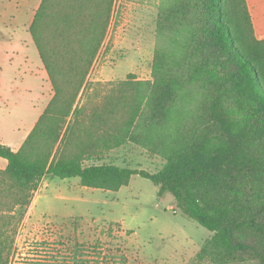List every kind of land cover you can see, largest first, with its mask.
Masks as SVG:
<instances>
[{
	"label": "trees",
	"instance_id": "obj_1",
	"mask_svg": "<svg viewBox=\"0 0 264 264\" xmlns=\"http://www.w3.org/2000/svg\"><path fill=\"white\" fill-rule=\"evenodd\" d=\"M113 4L42 0L34 15L53 95L17 151L0 142V264L43 178L117 192L133 175L212 233L192 264H264V39L247 1L159 0L151 80L89 82ZM128 143L161 168L105 162Z\"/></svg>",
	"mask_w": 264,
	"mask_h": 264
},
{
	"label": "rangeland",
	"instance_id": "obj_2",
	"mask_svg": "<svg viewBox=\"0 0 264 264\" xmlns=\"http://www.w3.org/2000/svg\"><path fill=\"white\" fill-rule=\"evenodd\" d=\"M246 1L259 29L264 22V0ZM158 4L159 0H114L107 36L89 82L115 83L129 74L136 80H151ZM12 37L29 44L0 74V139L15 151L53 92L29 33L21 27ZM21 53L28 59H22ZM105 162L149 173L163 164L130 143L111 151ZM10 233L8 264H72L74 260L192 264L212 236L183 215L170 194L158 196L157 187L138 175L117 192L81 187L77 178L45 177Z\"/></svg>",
	"mask_w": 264,
	"mask_h": 264
},
{
	"label": "crops",
	"instance_id": "obj_3",
	"mask_svg": "<svg viewBox=\"0 0 264 264\" xmlns=\"http://www.w3.org/2000/svg\"><path fill=\"white\" fill-rule=\"evenodd\" d=\"M40 2L41 0H0V74H3V71L6 70L3 66L11 67L13 65L16 58H18V54L24 49V45L28 48L29 44L25 39H21V37L14 39L12 34L16 33L21 27L25 28L28 32ZM253 24L257 38L264 39V22L259 29L254 22ZM21 54L22 59H28L27 55L24 53ZM45 75L48 79L47 74ZM41 114L42 113L39 114V117ZM37 119L31 125L27 135L33 128ZM15 151H17V149H15ZM1 163L0 169H4L7 163L5 160Z\"/></svg>",
	"mask_w": 264,
	"mask_h": 264
}]
</instances>
